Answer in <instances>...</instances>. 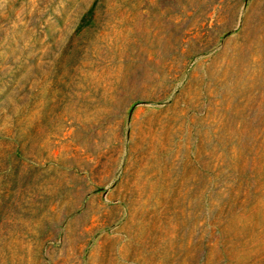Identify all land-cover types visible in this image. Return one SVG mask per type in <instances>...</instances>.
I'll return each mask as SVG.
<instances>
[{
	"label": "rangeland",
	"instance_id": "1",
	"mask_svg": "<svg viewBox=\"0 0 264 264\" xmlns=\"http://www.w3.org/2000/svg\"><path fill=\"white\" fill-rule=\"evenodd\" d=\"M0 264H264V0H0Z\"/></svg>",
	"mask_w": 264,
	"mask_h": 264
}]
</instances>
